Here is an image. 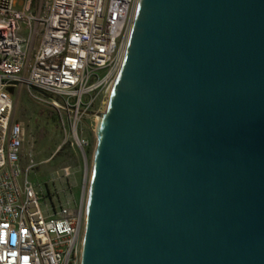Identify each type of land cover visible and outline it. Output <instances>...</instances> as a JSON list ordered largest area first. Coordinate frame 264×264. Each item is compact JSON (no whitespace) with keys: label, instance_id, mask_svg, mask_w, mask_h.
I'll return each mask as SVG.
<instances>
[{"label":"water","instance_id":"95a60500","mask_svg":"<svg viewBox=\"0 0 264 264\" xmlns=\"http://www.w3.org/2000/svg\"><path fill=\"white\" fill-rule=\"evenodd\" d=\"M89 115L81 264H264V0H138Z\"/></svg>","mask_w":264,"mask_h":264},{"label":"built area","instance_id":"2783aa9c","mask_svg":"<svg viewBox=\"0 0 264 264\" xmlns=\"http://www.w3.org/2000/svg\"><path fill=\"white\" fill-rule=\"evenodd\" d=\"M137 3L0 0V264H81L85 198L56 210L41 206L40 189L27 179L31 167L21 166L30 154L25 129L13 119V95L25 88L51 107L84 153L80 124L106 107Z\"/></svg>","mask_w":264,"mask_h":264},{"label":"rangeland","instance_id":"374dc122","mask_svg":"<svg viewBox=\"0 0 264 264\" xmlns=\"http://www.w3.org/2000/svg\"><path fill=\"white\" fill-rule=\"evenodd\" d=\"M13 119L22 124L27 135L26 153L30 156L22 160L21 166L23 170L31 167L27 179L40 189L41 206L56 210L60 205L77 203L82 196L86 198L96 119L86 117L80 124L78 135L88 141L84 153L64 133L57 113L33 100L25 88L13 95Z\"/></svg>","mask_w":264,"mask_h":264},{"label":"bare ground","instance_id":"6f19581e","mask_svg":"<svg viewBox=\"0 0 264 264\" xmlns=\"http://www.w3.org/2000/svg\"><path fill=\"white\" fill-rule=\"evenodd\" d=\"M122 60H123V56H115V69H120ZM115 77L116 76H113V81H114ZM113 81H110V90H111ZM109 93H110V91H109ZM97 121H98V117H96V122ZM85 200H86V198H85ZM82 243H83V233H82V236H81V239H80V247H82Z\"/></svg>","mask_w":264,"mask_h":264}]
</instances>
